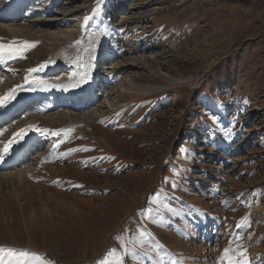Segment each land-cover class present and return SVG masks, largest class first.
I'll list each match as a JSON object with an SVG mask.
<instances>
[{
    "label": "rangeland",
    "instance_id": "374dc122",
    "mask_svg": "<svg viewBox=\"0 0 264 264\" xmlns=\"http://www.w3.org/2000/svg\"><path fill=\"white\" fill-rule=\"evenodd\" d=\"M95 13L103 21L92 31L85 17ZM19 14L48 22V35L26 43L0 29L23 55L0 69V97L43 80L80 83L95 57L105 94L91 98L104 107L93 130L58 145L10 198L0 189L5 260L264 264V0H28ZM47 111L22 113L1 143L30 123L60 131Z\"/></svg>",
    "mask_w": 264,
    "mask_h": 264
},
{
    "label": "bare ground",
    "instance_id": "6f19581e",
    "mask_svg": "<svg viewBox=\"0 0 264 264\" xmlns=\"http://www.w3.org/2000/svg\"><path fill=\"white\" fill-rule=\"evenodd\" d=\"M3 1L4 2L2 4L0 3L2 6V8L0 9L1 10L0 29L6 28L7 31L8 30L10 31L12 36L19 37L21 40L26 39V43H31V41L28 39L30 37H33L34 40H38L44 37L45 35H48V34L44 35L42 32H45V31L41 30L43 25L47 24L48 22L36 21V23L26 24V22H24L21 19V14L19 13L21 12L22 9L26 7V3L28 0L26 2H24V0H3ZM6 10H8L7 13H5ZM67 12L68 10L62 11L60 16L62 14L63 16L64 14L67 15L66 14ZM56 16L59 17V14L58 15L56 14ZM90 19L91 20H90L89 26L92 31H97L100 27H102L103 18H101V15L99 13L93 14ZM33 29H36V32H40L39 33L40 36H37V38H35L34 36L36 35L33 34ZM70 33H71L70 30L68 28H65V29H61V30L59 29L57 31L52 32V35L54 36V38H57L58 36L66 37L70 35ZM174 42L175 41H173L172 43ZM0 44H3L5 46L12 45L16 47L13 43L6 42V41H0ZM9 55L10 54L7 51H5L2 55H0V69L3 68L5 70L6 68L12 66L13 62L23 58V55L12 53V55H19L22 58L10 59L8 58ZM144 59H145L144 56H140L138 58L135 57L133 58V60L131 59L129 61L133 63L134 61H137V60L144 61ZM98 62L99 61L97 57H95L91 62L92 66L90 69H92L91 70L92 73L87 78L90 81H96L97 77L99 76V75H96L95 71L93 70V69L98 68L99 66ZM62 65H63L62 62H57L56 66L52 68L53 71L57 70L58 66H62ZM84 66H88V64H84ZM125 68H131V67L129 65V66H126ZM125 68L123 70H125ZM88 80H85V81L88 82ZM82 84L83 82L81 81L80 85ZM74 85H77L75 89L80 87L78 86V83L76 82L67 83V82H63L59 80L58 81L43 80L40 84V87L33 88L28 94V96H33L35 98H41L42 99L41 102L45 101V103L47 102L46 100H48V98H51V101H49L50 105L44 104L43 108L44 109L46 108L48 110L47 113H49L48 115H50L53 123L56 124L55 127H60L61 125H65L60 128L61 136L59 138L51 136V132L59 131V130L57 129L55 130L51 127L50 128L47 127L43 129L42 133H39L37 131V127L39 126L34 125V123H30L29 126L22 125V126L16 127L15 130H13L11 134L7 135V139H6L7 143L9 140H13V143L9 145V149L6 153L3 152V148L5 144H2L0 141V163H1L2 158L8 156L9 154H15L22 147L27 146V152L26 151L24 152L23 154L24 156L22 160L16 162V165L11 167L8 170H2V169L0 170V189L10 186L11 190L8 191V194L6 195L9 198L11 197L10 194L13 193L12 191L15 189V187L19 183L23 184L26 182V179L29 177L28 174L31 171V168H33V166H39V167L44 166L46 158L50 159L51 156L49 154L52 153L55 150V148L58 147V145L62 144L63 141L68 142V139H67L68 137L75 136V134L77 133V130L83 131L85 126H87L89 129H92V130L94 129L93 126L91 128L90 123L91 121L98 119L99 114L102 112V109H104V107L102 108L100 106H97L96 105L97 101L92 100L91 99L92 97H89V100H87L84 104L76 105L73 109V112L70 114H66V113L58 114V111H59L58 107L54 108L53 110L50 109L53 106L52 101H55L56 99H58L59 96L62 95L63 93L69 94ZM7 87H9V85ZM84 88H87V86ZM99 92L101 94L99 93L97 94V96H104L105 94L104 91L101 92V90L99 89ZM9 95L12 98L6 99L3 106H0V118L10 116L14 112V109L21 111V114H22L23 111L21 109L25 105V103L28 102L27 98L29 99V97H27L26 94H21V95L15 94L17 95L16 97L9 93L6 95L3 94L2 96L8 97ZM46 95L49 97L45 98ZM47 105L49 106L44 107ZM106 105L110 106L108 102H106ZM44 109H42V111H44ZM64 109L68 110L67 108H64ZM21 114L19 116L12 117L9 121H6L0 126V136L3 132L9 129L10 127L9 125H12L15 122V120L21 116ZM63 117L65 118L66 122L63 120ZM21 129H24L23 136L14 138L13 134L20 132ZM48 139H52L54 141L48 146L46 151L43 153V156H40L37 159H35L34 163H30L32 156L34 154L40 153L43 150L42 147L43 145L45 146L47 141H49ZM34 140H36L37 142L35 145L33 144L32 146V143L34 142ZM72 140H75V138ZM67 171H70V169ZM17 195L18 197L20 196L19 193ZM72 213L75 214L74 212ZM257 257H258L257 254H252L253 260L256 259Z\"/></svg>",
    "mask_w": 264,
    "mask_h": 264
},
{
    "label": "snow or ice",
    "instance_id": "6c2138e0",
    "mask_svg": "<svg viewBox=\"0 0 264 264\" xmlns=\"http://www.w3.org/2000/svg\"><path fill=\"white\" fill-rule=\"evenodd\" d=\"M90 19V17H85V21H88ZM106 31V30H105ZM79 43V42H77ZM31 46H34V45H28L26 44L25 47H31ZM5 51H7L10 55L8 58L10 59H20L22 58L21 56L19 55H12V53H17L20 51L19 48L17 47H14L12 45H8V46H5L3 44H0V55H2ZM48 63H51V61H49ZM48 63H41L40 65H38L37 67L35 68H32V69H28L27 71L30 72V73H37L39 71H43L45 70L47 67H48ZM26 82H28V78L26 77L25 78ZM8 98H12L10 95L8 97H0V106H3V104L5 103V100L8 99ZM37 131H40L39 129H37ZM24 134V129H21L20 132L18 133H15L13 134L14 135V138H18V137H21L23 136ZM51 136L53 137H56V138H59L61 136V132L60 131H53L51 132ZM13 143V140H9L7 144L4 145V148H3V152H7L8 149H9V145H11ZM81 149H74V150H69V151H80ZM64 155H67V153H65ZM167 180V178H166ZM177 187V185L173 182V189L175 190V188ZM155 195V194H153ZM144 212L142 211L141 212V215H143ZM237 227H241L240 224L237 225ZM5 251H7L8 255L11 256L13 250L12 249H3V248H0V264H10V261L9 260H5V256H4V253ZM229 249H225V252H228ZM246 251V249H245ZM126 254H127V250H126ZM22 255H26V253H22ZM241 256L244 255V252H241L240 253ZM97 264H105V261L104 260H100L97 262ZM238 264H251V260L250 259H247V260H242V261H239Z\"/></svg>",
    "mask_w": 264,
    "mask_h": 264
}]
</instances>
